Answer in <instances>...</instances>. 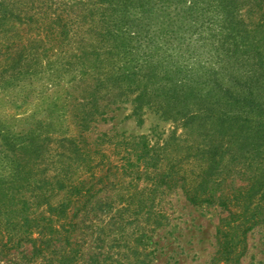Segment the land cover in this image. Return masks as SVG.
Masks as SVG:
<instances>
[{"label": "trees", "instance_id": "16d2710c", "mask_svg": "<svg viewBox=\"0 0 264 264\" xmlns=\"http://www.w3.org/2000/svg\"><path fill=\"white\" fill-rule=\"evenodd\" d=\"M74 1L82 8L75 18L61 11L40 22L36 14L13 11L17 0H0V31L14 19L29 29L34 24L41 43L53 52L78 25H87L93 37L89 52L79 48L85 52L76 55L90 64L74 77L71 98L65 96L77 130L63 132L48 120H36L17 134L0 132L1 246L28 242L32 257L54 253L60 264H77L73 217L113 188L138 197L145 210L163 188L180 189L194 206L227 212L217 227L216 256L240 257L238 245L264 224V0ZM5 47L0 66L10 60ZM23 51L18 60L29 59ZM120 101L131 103L140 123L149 110L182 123L189 152L165 168L159 151L177 138L162 147L145 135L106 131L92 138V124L99 116L107 119L104 107ZM112 148L122 156L113 159ZM58 190L73 198L60 206L67 224L39 236L27 232L11 246V239L4 242L5 226L29 224L37 201L49 203ZM72 201L73 217L68 215Z\"/></svg>", "mask_w": 264, "mask_h": 264}, {"label": "rangeland", "instance_id": "374dc122", "mask_svg": "<svg viewBox=\"0 0 264 264\" xmlns=\"http://www.w3.org/2000/svg\"><path fill=\"white\" fill-rule=\"evenodd\" d=\"M12 8L17 13L24 10L36 14L35 20L40 22L61 11L68 18H75L82 11L74 0H17ZM15 24L17 29L20 28L17 34L13 31ZM37 27L33 24L29 29L14 19L0 31V48L5 45L4 51L7 48L10 55V60L0 66V132L17 134L36 120H48L54 123L56 130L63 128V132L68 129L75 132L77 129L72 125L70 115L72 106L67 104V99L71 98L68 91L74 77L90 64L87 58L76 55L89 52L88 44L93 37L87 31V25H78L66 43L59 45L61 49L53 52L49 45L41 43ZM13 40L22 43L19 47L10 46ZM21 51L30 54L29 59L18 60ZM2 58L5 57L0 56V60ZM76 94L73 90V96ZM100 102L102 106L107 103L106 99ZM104 108L107 119L102 120L99 116L98 121L92 124V138L106 131L121 137L145 135L156 147H162L170 138H177L167 149L159 151L165 168L170 165V160L184 157L189 152L184 143L186 136L182 123L164 120L150 110L140 123L132 116L131 103L126 101L110 103ZM2 150L4 145L0 139V152ZM116 152L112 148L113 159L122 156ZM48 174L53 175V170L50 169ZM123 192V188L119 191L113 188L109 193L101 194L76 217L72 216L73 201L69 204L68 215L76 223L73 239L77 241L79 250L77 264H264V224L247 233L246 243L237 247V252L243 254L236 258L232 256L234 259L228 261L225 256H216L219 248L217 227L228 215L220 207L194 206L180 189L162 188L154 203L141 210L138 197H129ZM70 198L64 190L55 192L48 199L54 209L39 199L37 202L41 203L28 214L29 224H23L20 229L13 225L4 227V242L11 239V246L14 240L27 232L39 236L51 226L60 230L61 224L68 221L61 217L60 206L69 203ZM59 258L60 255L54 253L32 257V245L28 242L18 248L0 244V264H60Z\"/></svg>", "mask_w": 264, "mask_h": 264}]
</instances>
